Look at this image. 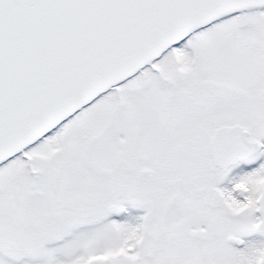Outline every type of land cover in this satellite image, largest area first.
<instances>
[{"label":"snow or ice","instance_id":"snow-or-ice-1","mask_svg":"<svg viewBox=\"0 0 264 264\" xmlns=\"http://www.w3.org/2000/svg\"><path fill=\"white\" fill-rule=\"evenodd\" d=\"M0 264H264V0H0Z\"/></svg>","mask_w":264,"mask_h":264}]
</instances>
